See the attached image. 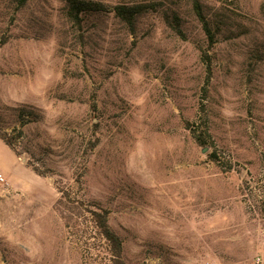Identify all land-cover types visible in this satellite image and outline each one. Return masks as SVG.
Segmentation results:
<instances>
[{"label": "rangeland", "instance_id": "rangeland-1", "mask_svg": "<svg viewBox=\"0 0 264 264\" xmlns=\"http://www.w3.org/2000/svg\"><path fill=\"white\" fill-rule=\"evenodd\" d=\"M155 1L183 35L0 0V127L21 131L17 155L0 139V264H264V0H200L213 43L192 0Z\"/></svg>", "mask_w": 264, "mask_h": 264}, {"label": "trees", "instance_id": "trees-1", "mask_svg": "<svg viewBox=\"0 0 264 264\" xmlns=\"http://www.w3.org/2000/svg\"><path fill=\"white\" fill-rule=\"evenodd\" d=\"M25 2L26 0H21ZM65 12L67 17L77 26L81 25L83 21H86L90 16H94L103 12L110 11L114 17L117 18L122 24H124L130 32H134L138 18L146 12H159L167 26H169L175 33L183 35L182 18L180 13L174 7L168 6L160 1H137V2H121L113 5H108L99 0H65ZM192 8L200 21L202 29L208 38L209 42L213 43L216 31L212 29L209 19L207 18L202 3L200 0H192ZM218 30V27L216 28ZM29 111H26L25 107H20L18 112L19 126L36 120V117L29 116ZM31 114L32 111L30 110ZM36 114V113H34ZM189 126V123L186 122ZM17 130V127H14ZM196 142L199 145L206 146L207 141L205 136L196 131L195 128L189 126ZM19 130V129H18ZM21 131L16 134H11L5 129L0 127V139L17 155V149L14 145L18 144V138ZM209 156L212 160H216L211 153ZM32 169L37 174H42L37 167L32 165ZM91 217L96 223L101 235L108 241L112 247L113 256L120 258L122 254V240L121 238L109 227L107 223V210L100 209L99 211H90Z\"/></svg>", "mask_w": 264, "mask_h": 264}, {"label": "built area", "instance_id": "built-area-1", "mask_svg": "<svg viewBox=\"0 0 264 264\" xmlns=\"http://www.w3.org/2000/svg\"><path fill=\"white\" fill-rule=\"evenodd\" d=\"M7 184L6 178L3 173L0 172V187L4 188Z\"/></svg>", "mask_w": 264, "mask_h": 264}, {"label": "water", "instance_id": "water-1", "mask_svg": "<svg viewBox=\"0 0 264 264\" xmlns=\"http://www.w3.org/2000/svg\"><path fill=\"white\" fill-rule=\"evenodd\" d=\"M205 148H206V147H204L202 151H204V150H205Z\"/></svg>", "mask_w": 264, "mask_h": 264}]
</instances>
